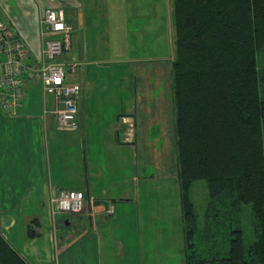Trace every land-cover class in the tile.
<instances>
[{"label": "rangeland", "instance_id": "obj_1", "mask_svg": "<svg viewBox=\"0 0 264 264\" xmlns=\"http://www.w3.org/2000/svg\"><path fill=\"white\" fill-rule=\"evenodd\" d=\"M170 3L171 0H0V13L24 41L36 37L37 16L42 8L56 5L63 9L68 4L70 49L59 61L69 62L76 47V55H81L82 50L85 76H90L89 82L94 84L88 96L102 106V119H109L101 121L100 132L98 129L88 134L87 142L111 145L104 161L101 153V166L107 168L102 182L107 187V197L112 198L113 213L104 215L101 205L99 212L104 217H95L93 223L84 217V232L75 230L73 234L92 242L87 255L100 257L102 264H184L170 89ZM71 57L78 58L75 54ZM89 106L97 108L93 102ZM125 113L130 117L122 125L130 124L131 128L122 140L135 141L133 165L126 162L130 152L115 151L113 136L108 135V124H114L115 118ZM94 118L96 121L90 124L96 126L98 116ZM134 121L137 126L144 123L142 128L148 127L149 135L135 128ZM97 132L101 138L94 135ZM189 199L198 217V233L193 241L196 254L223 256L230 230L240 231L244 247L253 242L248 206L241 205L236 212L228 202L225 207L215 206L203 224L209 200L202 181L192 183ZM204 226H208L205 234Z\"/></svg>", "mask_w": 264, "mask_h": 264}, {"label": "trees", "instance_id": "obj_2", "mask_svg": "<svg viewBox=\"0 0 264 264\" xmlns=\"http://www.w3.org/2000/svg\"><path fill=\"white\" fill-rule=\"evenodd\" d=\"M170 6L184 264H264V0H171ZM195 181L204 183L209 200L203 224L215 206L228 202L235 212L249 207V246L242 245L239 230H230L223 256L194 252L198 217L189 189ZM0 264H25L1 236Z\"/></svg>", "mask_w": 264, "mask_h": 264}, {"label": "crops", "instance_id": "obj_3", "mask_svg": "<svg viewBox=\"0 0 264 264\" xmlns=\"http://www.w3.org/2000/svg\"><path fill=\"white\" fill-rule=\"evenodd\" d=\"M25 40L35 52L32 45L35 37ZM78 50L76 47L73 52L78 56L79 66L72 78L80 90L76 100L77 130H58L53 117L42 113V99L35 84L27 86L23 103L14 116L0 112V236L25 264H102L100 257L87 255L92 242L73 235L75 230L84 232V217L93 223L95 217H104L100 216L103 214L99 212L101 205L105 209L113 204L102 182L107 168L101 166V153L104 161L111 145L103 142V146H94L87 142L88 134L100 128L105 115L102 106L88 96L94 84L89 82L90 76H85L84 55L82 50L81 55H76ZM92 102L96 109L90 108ZM129 114H121L114 124H108L111 127L108 135L113 136L115 151L130 152L126 162L133 165L136 162L135 141L122 140L128 127L122 125L121 120H129ZM93 116H98L96 126L90 124V121H96ZM141 119L146 122L143 117ZM105 120L109 121L108 118ZM134 123L135 128L149 135V128H142L144 123L141 126ZM98 132L94 135L101 138ZM57 190L78 191L84 199L92 198L95 202L92 217L91 211L58 216L52 228L47 202ZM28 229L32 231V237L26 233Z\"/></svg>", "mask_w": 264, "mask_h": 264}, {"label": "built area", "instance_id": "obj_4", "mask_svg": "<svg viewBox=\"0 0 264 264\" xmlns=\"http://www.w3.org/2000/svg\"><path fill=\"white\" fill-rule=\"evenodd\" d=\"M35 52L28 47L13 25L0 13V112L14 116L20 109L29 84H35L42 99L43 114L53 117L55 127L61 131H75L76 100L79 86L67 78L74 75L79 62L59 61L70 49L71 27L61 7H44L37 16ZM48 105V107H46ZM125 123L127 120H121ZM131 128L130 124H125ZM48 217L54 228L56 215L94 213V200H85L81 192L57 190L48 199ZM112 206L105 208L111 215Z\"/></svg>", "mask_w": 264, "mask_h": 264}, {"label": "bare ground", "instance_id": "obj_5", "mask_svg": "<svg viewBox=\"0 0 264 264\" xmlns=\"http://www.w3.org/2000/svg\"><path fill=\"white\" fill-rule=\"evenodd\" d=\"M113 210V209H112Z\"/></svg>", "mask_w": 264, "mask_h": 264}]
</instances>
